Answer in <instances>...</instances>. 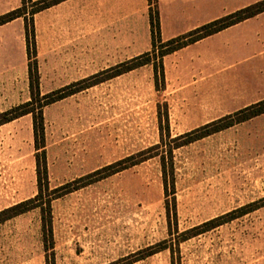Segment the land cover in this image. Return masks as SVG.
Instances as JSON below:
<instances>
[{"label": "rangeland", "instance_id": "rangeland-1", "mask_svg": "<svg viewBox=\"0 0 264 264\" xmlns=\"http://www.w3.org/2000/svg\"><path fill=\"white\" fill-rule=\"evenodd\" d=\"M88 30L87 42L60 44L47 17L39 23L41 97L114 62L110 43ZM28 65L25 36L0 34V114L31 101ZM190 102L165 81L157 87L145 66L48 105L51 190L81 186L79 179L154 146L161 149L152 154L182 144L186 138L173 140L206 125L196 121L205 114L185 108ZM36 154L31 115L0 127V212L37 196ZM172 166L176 218L168 219L173 197L155 157L55 199L46 240L39 209L0 224V264H264V206L236 213L264 205V117L174 149ZM229 213L233 220L182 241L188 230ZM159 246L166 250L144 258Z\"/></svg>", "mask_w": 264, "mask_h": 264}, {"label": "crops", "instance_id": "crops-1", "mask_svg": "<svg viewBox=\"0 0 264 264\" xmlns=\"http://www.w3.org/2000/svg\"><path fill=\"white\" fill-rule=\"evenodd\" d=\"M261 1L158 0L160 39L165 43L182 37ZM22 4L23 0H0V16ZM45 16L54 41L60 44L87 42L90 26L115 50L108 69L153 51L149 0H67L35 15V35ZM2 33L25 36L26 41L24 19L1 26ZM163 68L167 90L191 98L185 108L205 114L206 118L196 120L205 124L234 114L224 107L235 106L238 112L264 101V13L165 56ZM232 99L235 102L229 103Z\"/></svg>", "mask_w": 264, "mask_h": 264}, {"label": "trees", "instance_id": "trees-1", "mask_svg": "<svg viewBox=\"0 0 264 264\" xmlns=\"http://www.w3.org/2000/svg\"><path fill=\"white\" fill-rule=\"evenodd\" d=\"M67 0H39L33 2L32 0H23V4L20 8L8 12L0 16V27L6 25L17 19H24L25 30H26V42H27V53L29 60V81H30V92L31 101L25 104L16 106L6 112L0 114V127L11 123L17 119L24 116L31 115L33 118V130H34V143L36 149V169H37V183H38V194L33 199L27 200L25 202L19 203L15 206L7 208L0 212V224H3L13 218L31 212L33 210L39 209L43 221V234L45 240L52 235V202L64 195H67L75 190L81 189L90 185L95 181H100L110 176L116 175L122 171H125L131 167L140 165L152 158L159 157L162 174H163V184L165 187V192L173 197L172 207L170 206V201L166 202L167 216L170 220L171 215L176 218V202H175V176L174 168L172 166L173 161V151L195 141L204 139L216 133L222 132L229 128H232L238 124L249 121L253 118L259 117L264 114V101L244 108L232 115L225 116L217 121L211 122L204 125L203 127L189 132L183 136L175 138L173 141L178 142L186 138V141L182 144H178L175 148H170L166 152L152 154L153 151L161 149V145L154 146L147 150H144L136 155H132L121 161H118L112 165H109L103 169H100L86 177L78 180L76 183H83L81 186L76 188H70V184L62 186L51 190L48 181L47 172V159H46V136H45V126H44V115L43 110L50 104L56 103L60 100L66 99L77 93H80L86 89H89L97 84L111 80L115 77L121 76L127 72L133 71L140 67L152 64L155 73V83L158 87L160 81L164 83V68H163V58L169 54H172L190 44L198 42L202 39L210 37L217 34L225 29L232 26L240 24L246 20L254 18L260 14L264 13V0L241 9L235 13L227 15L223 18L215 20L205 26H202L193 32L186 34L182 37L170 40L163 43L160 39V24H159V12L157 3L158 0H149L150 5V22L152 27V38H153V51L151 53L144 54L137 58H134L128 62L122 63L116 67L108 69L98 75L92 76L87 80L77 82L65 88H62L56 92L49 93L41 97L39 91V69L37 62V49H36V35H35V24L34 17L36 14L47 10L59 3ZM160 50V51H159ZM159 51V52H158ZM103 77V78H101ZM167 158L171 161V165L168 168ZM88 181V182H85ZM85 182V183H84ZM264 201V200H263ZM258 202L252 203L236 211L238 215H245L258 210L260 207ZM173 212V213H172ZM233 213L226 214L222 217L215 218L209 222H206L200 227L193 228L183 233L184 236L182 241H186L191 237L199 235L200 231H210L212 229L218 228L228 221L233 220ZM203 233V232H200ZM166 248H161L159 250H147L146 257H150L158 252L165 251Z\"/></svg>", "mask_w": 264, "mask_h": 264}]
</instances>
